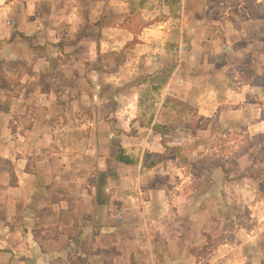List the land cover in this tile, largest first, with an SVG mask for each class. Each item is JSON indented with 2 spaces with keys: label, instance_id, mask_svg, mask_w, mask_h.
Segmentation results:
<instances>
[{
  "label": "crops",
  "instance_id": "obj_1",
  "mask_svg": "<svg viewBox=\"0 0 264 264\" xmlns=\"http://www.w3.org/2000/svg\"><path fill=\"white\" fill-rule=\"evenodd\" d=\"M260 138L264 0H0V264H264L258 183L175 198L149 181L188 167L143 168Z\"/></svg>",
  "mask_w": 264,
  "mask_h": 264
},
{
  "label": "rangeland",
  "instance_id": "obj_2",
  "mask_svg": "<svg viewBox=\"0 0 264 264\" xmlns=\"http://www.w3.org/2000/svg\"><path fill=\"white\" fill-rule=\"evenodd\" d=\"M192 109V108H191ZM189 109L187 113L188 118L195 115L194 111ZM192 120V118L190 119ZM202 121H198V130L202 129L204 131V127L206 126V123L203 122L202 125H199V123ZM180 122L179 124H181ZM178 124V123H177ZM202 126V127H201ZM194 128V127H193ZM192 128V129H193ZM210 132L208 131V134ZM198 134V133H197ZM199 138L205 140V135L203 132L200 133ZM212 139V138H211ZM259 141V139L257 140ZM194 141H192L191 145L190 143H186L185 147L187 149L188 156L191 158V160L196 163L200 164L198 169L205 173L204 175L200 172H196L193 167H189L185 171H182V174L177 171H171L170 174H164L161 172L157 176L153 177L151 183L156 184L159 187L167 188V187H173L174 185H181L182 189L179 191H176L174 193L175 198H185V199H205V198H218V199H225L228 195L226 192V189H223V185L226 182L224 180L225 175L221 173L220 171L210 170L209 164L207 161L212 162L211 160H214L217 156H220L221 158H226L228 154H235V152H238L242 149V146L239 143H234L227 141V140H220L217 141V139L210 140L208 143L204 144H198L194 145ZM215 154V155H214ZM253 154L255 155V158H251V163L254 161L260 162L264 159V142H258V145L253 149ZM214 156L213 159L210 158V156ZM226 155V156H223ZM204 158V161L202 159ZM211 159V160H209ZM221 160V159H220ZM225 160V159H222ZM196 161V162H195ZM227 161V160H225ZM220 161V162H225ZM218 163V162H217ZM193 165V163H192ZM191 166V165H190ZM237 177L238 175H234V177ZM207 178L209 180H207ZM207 183L206 186L202 188L201 184ZM210 183H214V187L211 188ZM212 189V190H211ZM226 209V208H225ZM240 212H238L239 214ZM225 214V212L221 213Z\"/></svg>",
  "mask_w": 264,
  "mask_h": 264
},
{
  "label": "trees",
  "instance_id": "obj_3",
  "mask_svg": "<svg viewBox=\"0 0 264 264\" xmlns=\"http://www.w3.org/2000/svg\"><path fill=\"white\" fill-rule=\"evenodd\" d=\"M263 138H260L259 141H248L245 146L238 152H236L229 160L223 163H216V167L220 168L225 175L224 180L226 182L241 181L243 179H250L256 183L261 188V191L264 192V167L257 165L255 161L249 168L244 172L239 170L238 161L247 156L253 151V149L258 145V142H262ZM165 153L164 154H147L143 168L151 169L159 165H166L170 161H178L184 166L188 167L192 165L188 157V151L184 147H169L167 142H163ZM188 152V153H187ZM253 155V154H250ZM264 162V160H263ZM193 168L196 167L195 164L192 165ZM234 174L238 175L237 177L233 176Z\"/></svg>",
  "mask_w": 264,
  "mask_h": 264
}]
</instances>
